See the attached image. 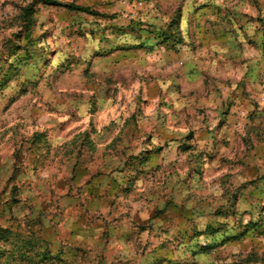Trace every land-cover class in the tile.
Instances as JSON below:
<instances>
[{
    "label": "rangeland",
    "instance_id": "rangeland-1",
    "mask_svg": "<svg viewBox=\"0 0 264 264\" xmlns=\"http://www.w3.org/2000/svg\"><path fill=\"white\" fill-rule=\"evenodd\" d=\"M188 4L187 30L206 8L242 45L264 29V0ZM89 8L0 0V264H264L255 63L189 83L124 72Z\"/></svg>",
    "mask_w": 264,
    "mask_h": 264
},
{
    "label": "crops",
    "instance_id": "crops-1",
    "mask_svg": "<svg viewBox=\"0 0 264 264\" xmlns=\"http://www.w3.org/2000/svg\"><path fill=\"white\" fill-rule=\"evenodd\" d=\"M203 1L208 4L212 0ZM85 3L83 7H98L104 12L102 16L113 20L107 33L121 37L105 46L111 51L110 60H119L113 65L124 72H137L146 66L158 76H176L189 83L220 68L223 75H232L237 69L255 63V71L251 74L248 69L245 71V90L252 93L264 89V29L247 28L246 33L248 30L253 33L248 38L252 44L242 45L230 26L214 23L216 16H208V8L200 13L203 14L200 20H204L199 21L201 25L198 22L194 29L187 30V18L194 10L188 6L189 0L185 4L183 0H85ZM179 3L180 31L185 41L175 45L170 43L175 25L172 15ZM165 81L158 79L156 83Z\"/></svg>",
    "mask_w": 264,
    "mask_h": 264
},
{
    "label": "trees",
    "instance_id": "trees-1",
    "mask_svg": "<svg viewBox=\"0 0 264 264\" xmlns=\"http://www.w3.org/2000/svg\"><path fill=\"white\" fill-rule=\"evenodd\" d=\"M46 4H50L57 7H64L70 11H79L84 13H89L90 9L87 7H83L80 5H76L75 3H63L58 0H44Z\"/></svg>",
    "mask_w": 264,
    "mask_h": 264
}]
</instances>
